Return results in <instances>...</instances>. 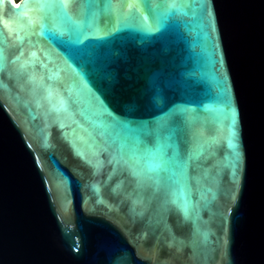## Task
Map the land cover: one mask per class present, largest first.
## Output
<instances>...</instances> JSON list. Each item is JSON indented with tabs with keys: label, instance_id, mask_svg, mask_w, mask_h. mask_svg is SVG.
Wrapping results in <instances>:
<instances>
[{
	"label": "water",
	"instance_id": "obj_1",
	"mask_svg": "<svg viewBox=\"0 0 264 264\" xmlns=\"http://www.w3.org/2000/svg\"><path fill=\"white\" fill-rule=\"evenodd\" d=\"M0 264H264V0H0Z\"/></svg>",
	"mask_w": 264,
	"mask_h": 264
}]
</instances>
